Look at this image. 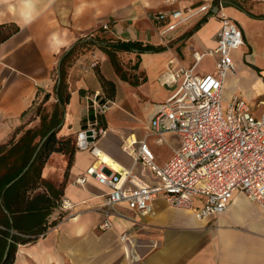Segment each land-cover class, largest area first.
<instances>
[{"label":"crops","instance_id":"crops-1","mask_svg":"<svg viewBox=\"0 0 264 264\" xmlns=\"http://www.w3.org/2000/svg\"><path fill=\"white\" fill-rule=\"evenodd\" d=\"M235 1L241 2L244 9ZM204 3L211 4L208 12L165 31L177 21L173 11L188 13ZM220 10L238 23L244 35V44L233 51L235 72L225 79L224 100L241 93L259 114L264 108L257 105L264 100V0H0V143L29 122L28 114L41 95L55 86L54 71L59 69L63 52L79 38L98 35L164 47L155 52H117L127 70L121 74L97 45L81 52L68 68L70 99L58 136L72 138L76 145L80 132L88 128V120L94 119L85 95L103 91L99 70L115 82L116 95L115 104L101 117L107 133L99 138L97 147L118 167L104 162L100 152L96 156L90 149L77 146L70 168L68 153H51L41 178L56 186L65 182L62 197L76 205L70 211L63 210L60 200L51 218L60 212L63 218L36 242L20 243L14 264H39L40 260H49V264H264V208L252 200H243L240 208L242 202L235 203V198L242 192L235 193L225 212L205 219L172 207L159 196L152 214L141 216L122 208L126 217L114 216L112 227L102 229L103 216L95 208L109 187L93 176L84 184L75 181L88 168L101 163L108 170H131L151 182L157 181L153 170L135 162L124 146L133 143L131 149L138 147L149 127V123L142 126L141 115L150 122L158 104L173 93L175 85L161 82L167 69L192 67L197 51L206 53L196 67L197 73L215 71L216 54L207 52L217 46L221 21L216 13ZM155 12L164 13L165 18L156 20L152 17ZM9 25L19 29L4 38ZM54 94L57 102L58 94ZM165 139L171 149L158 159L156 138H148L158 165H163L180 145L175 133H167ZM0 212L3 252L4 232L8 230L5 219L12 221V217L2 200ZM123 233L129 235V240L121 238ZM21 250L34 251L36 256H25L19 262Z\"/></svg>","mask_w":264,"mask_h":264},{"label":"built area","instance_id":"built-area-1","mask_svg":"<svg viewBox=\"0 0 264 264\" xmlns=\"http://www.w3.org/2000/svg\"><path fill=\"white\" fill-rule=\"evenodd\" d=\"M210 8L211 4L204 3L188 13L181 9L173 11L177 21L165 31ZM216 14L221 21L217 46L213 52H207L216 54L215 71L197 73L196 67L206 55L197 51L192 67L167 69L161 82L175 85L173 93L158 104L138 147L131 149L133 143L124 146L135 162L153 170L157 181L151 182L131 170H108L103 163L91 166L75 180L84 184L93 176L109 187L104 200L95 208L103 216L102 229L112 227L114 216L126 217L122 208L141 216L152 214L159 196L170 206L190 211L199 219L225 212L236 192L244 193L264 208V108L256 113L241 93L224 100L225 79L235 72L233 51L244 44V35L238 23L223 10ZM152 17L162 21L165 15L155 12ZM85 96L95 117L80 132L76 146L90 149L97 156V141L107 133L101 117L115 101L105 98L102 90L87 92ZM257 105L264 106V100ZM89 130L91 134L87 133ZM169 132L177 134L180 145L163 165H158L148 138L155 136L157 143H163ZM81 133H85L84 144ZM75 205L63 197L60 201L63 210L70 211ZM121 238L129 240V235L123 233Z\"/></svg>","mask_w":264,"mask_h":264},{"label":"trees","instance_id":"trees-1","mask_svg":"<svg viewBox=\"0 0 264 264\" xmlns=\"http://www.w3.org/2000/svg\"><path fill=\"white\" fill-rule=\"evenodd\" d=\"M235 4L244 9L241 2L235 1ZM205 19L199 22L196 27H200ZM18 29V26L9 25L4 38H7ZM93 45L101 47L109 55L117 69L119 68L117 57L119 51L155 52L164 49L163 46L145 45L136 40H111L95 35L91 38H79L71 48L63 52L58 69L59 83L54 86L59 100L55 103L52 112L42 114L39 127L26 129L19 139H16V136L23 130L25 123L17 127L7 141L0 143V200H2L12 217V221H9L8 218L5 219L8 230L4 232L2 253L6 249L8 240L11 241L8 256L3 264H14L20 243L36 242L49 228L55 226L63 218L62 212L56 218L51 217L58 202L62 199L65 182L56 186L52 182L42 179L41 172L53 152L68 153V168L72 164L76 145L72 138L58 136L65 106L70 99L66 75L68 68L77 56ZM98 74L105 98L114 99L116 95L115 82L107 79L99 70ZM50 97L51 92H47L42 104L47 102ZM42 104L39 105L38 114L42 113ZM47 135L48 137L45 138ZM43 139L44 141L41 144ZM35 152H37L36 157L29 165ZM25 168L27 169L25 170ZM9 183L10 185H8Z\"/></svg>","mask_w":264,"mask_h":264},{"label":"rangeland","instance_id":"rangeland-1","mask_svg":"<svg viewBox=\"0 0 264 264\" xmlns=\"http://www.w3.org/2000/svg\"><path fill=\"white\" fill-rule=\"evenodd\" d=\"M123 60H124L123 58H121V57L118 56L119 68H120V69L118 68V71H119L120 74L122 72H126L127 71V70L124 69V65L122 64L123 63ZM53 80H54V85L58 83L59 74H58V71L57 70L54 71ZM54 93H56V91H55V88L52 87L51 88V97H50V99L47 102L43 103V104H42V100H43V98L45 96V92L41 95L40 99L37 101V104H35V106L31 109V111L28 114V120H29V122L25 125V127L23 128V130H21L17 134L16 138H20V136L28 128H36V127H39V125L41 123V115L42 114H50L52 112V110H53V108L55 106V103H56V101L54 99V96H53V95H55ZM40 104H42V108L43 109H42V113L38 114V108H39V105ZM141 119H142L141 120V124H142L143 127H145L146 125H148V123H149L148 122V119L144 116V114L141 115ZM147 128H146V130H147ZM170 149H171L170 148V145L167 144L166 142H163V143H160V144L157 143V147L155 149V152H156V155H157L158 159L160 157H163V156L167 155L169 153ZM238 195L243 196L246 200H250L243 193H239ZM252 202H254V201H252ZM2 217H3V214H2V212H0V220L2 219ZM212 224L218 225L216 222H212ZM0 226H2V225L0 224ZM216 230H218V228ZM20 248H21V245L18 246V251L16 253V256H18V253H19ZM2 256H3V254H2V249H1L0 250V258ZM28 264H34V263L29 262Z\"/></svg>","mask_w":264,"mask_h":264},{"label":"bare ground","instance_id":"bare-ground-1","mask_svg":"<svg viewBox=\"0 0 264 264\" xmlns=\"http://www.w3.org/2000/svg\"><path fill=\"white\" fill-rule=\"evenodd\" d=\"M97 151L98 152H100L101 154H102V156H101V158H102V160L104 161V162H106V163H108V164H110V165H112L113 167H115V168H117L118 167V164L115 162V160L111 157V156H109L108 154H105V153H103V152H101V150L98 148L97 149ZM243 200H246L243 196H240V195H238V196H236V198H235V203H238V202H242L241 204H239V207L240 208H242L243 206H244V203H243ZM21 254H20V258L21 259H19V262H21V261H24V257L25 256H36V253L34 252V251H25V250H21V252H20ZM49 260H40V262H39V264H49V262H48Z\"/></svg>","mask_w":264,"mask_h":264},{"label":"water","instance_id":"water-1","mask_svg":"<svg viewBox=\"0 0 264 264\" xmlns=\"http://www.w3.org/2000/svg\"><path fill=\"white\" fill-rule=\"evenodd\" d=\"M58 83H59V82H58ZM87 133H88V134H91V130H89ZM48 135H49V134H48ZM48 135H47L45 138H47ZM45 138H44V139H45ZM44 139L42 140L41 144L43 143ZM88 139L91 140L92 138L89 137ZM84 140H85V133H81V141H82L83 144H84ZM41 144H40V146H41ZM40 146H39V147H40ZM38 149H39V148H38ZM36 154H37V152H35V154L33 155V157H32V159H31L29 165H30V164L33 162V160L35 159ZM29 165L27 166V168L29 167ZM27 168H25V170H26ZM25 170H24V171H25ZM22 174H23V173H22ZM22 174H20V175H22ZM8 185H10V183H9ZM8 250H9V246H8L7 249H6L5 254H4V257H3V260L0 262V264H3V262H4L5 259L7 258V256H8Z\"/></svg>","mask_w":264,"mask_h":264}]
</instances>
